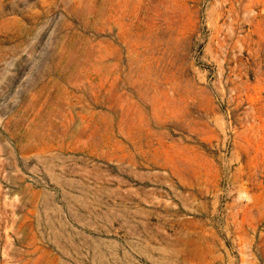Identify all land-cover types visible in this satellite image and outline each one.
<instances>
[{
	"label": "rangeland",
	"instance_id": "374dc122",
	"mask_svg": "<svg viewBox=\"0 0 264 264\" xmlns=\"http://www.w3.org/2000/svg\"><path fill=\"white\" fill-rule=\"evenodd\" d=\"M0 264H264V0H0Z\"/></svg>",
	"mask_w": 264,
	"mask_h": 264
}]
</instances>
